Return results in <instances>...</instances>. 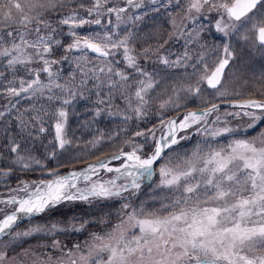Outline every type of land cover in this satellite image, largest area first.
Wrapping results in <instances>:
<instances>
[{
	"label": "snow or ice",
	"instance_id": "obj_1",
	"mask_svg": "<svg viewBox=\"0 0 264 264\" xmlns=\"http://www.w3.org/2000/svg\"><path fill=\"white\" fill-rule=\"evenodd\" d=\"M110 2L91 0L90 7L83 3L78 5L88 17L94 15L95 19L82 17L74 9L58 20L59 25L69 26L68 35L73 38L64 51L80 53L73 57V61L83 77L81 87L88 80L95 81L97 89L105 86V83L110 90L119 86L136 118L143 119L149 104L146 96L158 81L139 66L138 57L132 54L133 49L129 45L132 33L114 40L109 31L86 35L76 31L85 25H101L100 17L112 14L119 27L124 19L122 14L128 9L108 7ZM125 2L134 8L144 4V0ZM150 2L157 4L159 0ZM176 4L179 5L180 0H176ZM62 7L64 0H0V62L12 74L9 79L4 71H0V81H7L2 94L9 98L23 96L29 100L42 97L48 101L62 99L63 105L70 104L78 94L83 96L82 92L74 90L75 85L71 82L60 83V73L54 72L52 67L61 62L53 58V50L54 46L61 47L62 42L56 37L57 27L47 17ZM183 10L192 23L202 16L215 13L214 29L222 34L225 42L215 46L219 55L212 60L211 65L203 53L199 55L190 65L193 72L177 82V87L171 90L172 94L160 101L159 110L163 112L169 107H181V92L185 98L199 97L207 106L166 121L161 118L160 125L164 132L159 138L153 129L136 131L134 136L144 137V143L126 141L131 150L120 149L118 154L108 160H99L83 170L67 174L48 170L47 175L51 179L32 182L22 180L11 191L23 192L24 196L10 195L7 199H0V205L12 207L11 212L0 218V245L3 249L36 233L54 235L57 231H85L89 224L87 220L81 221L78 226L71 223L69 228L53 224L49 228L34 225L24 231L14 229L25 217L45 213L63 203L91 204L95 200H127L136 197L142 184L151 180L158 171L159 183L155 188L163 194L153 199L159 200L160 207L150 209L146 203L136 207L123 203L121 212L124 215L119 221L110 230L90 233V240L84 247L75 244L67 248L61 245V241L54 240L53 249L63 254L57 264H264V92H261L260 98L231 99L239 93H230L225 79V70L236 56L227 42L233 34L240 35L264 54V0H187ZM108 23H111L110 19ZM180 36L191 37V33L181 32ZM199 36L200 32L196 31L193 39L198 41ZM121 50L126 66L144 77L136 80L135 107H132V98L126 95L130 87L129 75L116 69L114 61L110 59ZM149 51L145 49V56ZM89 52L102 58L103 66L89 68ZM62 59L67 61L69 57L64 55ZM189 60L191 56L187 51L175 60L159 58L161 64L177 68L189 67ZM33 64L40 67H31ZM20 70L29 78L18 77L16 73ZM41 73L47 75V83L41 80ZM75 75L73 72L72 81ZM113 77H118V80ZM261 79L264 80V75ZM53 89H59L67 98L56 95ZM206 92L218 102L205 100ZM98 102L104 101L101 99ZM16 103L19 101L12 104L13 108ZM225 103L236 111H221ZM7 111L10 112L11 108ZM25 112L29 114L28 119L24 118ZM25 112H20L16 117L21 132L30 126L36 127L34 122H39L40 133L47 132L43 119L51 115L55 118L54 147L65 150L66 146L73 144L66 134L69 114L64 107L49 114L43 105L37 107L33 104ZM33 112L35 115H31ZM100 114L101 110L97 109L96 116ZM4 116L5 112L0 111V119ZM228 117H246V129L230 126ZM124 119L132 117L125 115ZM194 126H198L196 131L199 134L211 138V142L206 139L198 143L190 155L176 153L173 146L191 138L179 134ZM249 131L253 134L247 135ZM28 134L31 135V132ZM218 137L231 139L227 144H219L216 142ZM149 139L153 143L150 151L145 152V144ZM91 143L95 147L99 141ZM8 152L15 154L14 158L7 168H0V175L9 176L17 168L20 171H32L33 165L46 169V165L27 149H22L15 138L10 141ZM55 157V151L49 152L48 158ZM0 158H3L2 153ZM113 161L121 163L111 166ZM101 170L115 175L107 180H94L93 176L99 175ZM129 208L131 211L125 213L124 210ZM0 212H4V208H0ZM100 223L106 221L101 220ZM6 236L10 237L8 243L3 240ZM7 259V252L0 250V264H5Z\"/></svg>",
	"mask_w": 264,
	"mask_h": 264
},
{
	"label": "rangeland",
	"instance_id": "obj_2",
	"mask_svg": "<svg viewBox=\"0 0 264 264\" xmlns=\"http://www.w3.org/2000/svg\"><path fill=\"white\" fill-rule=\"evenodd\" d=\"M86 2H87L86 6L90 7L91 6V0H88ZM165 5H167V6H165ZM186 5H187V0H180L179 5L176 4V0H171L170 4L168 3V0H159V2L157 4H152L150 2V0H144V4L140 8H134V7L127 6L125 0H111V2L107 5L108 7H111V6L127 7V9H128L127 12L122 14L124 19H123V21H121L119 23V27L116 26L117 20H116L115 15L112 14L111 16H108V15L101 16L100 17V19L102 21L101 25H94V24L93 25H85L83 28L76 29V31L81 35H86V34L93 33V32L103 33L104 31H109L112 33L114 40L117 38H123L128 33H132V37L129 40V45L133 49L132 54L136 55L138 57L139 66L141 68H143L145 71L151 73L153 78L156 81H158V83L156 84V87L150 91V93H151L153 90H155L157 88L158 84H160L161 82L163 84V81L161 79H159L160 77H158L159 76L158 73H164L168 70H174V69L178 70L179 69V70H181L180 71L181 73L177 74V76H178L177 81H180L185 75L191 74L193 72V69L190 65L198 59V57L201 53H203L205 55V57L208 55H213L214 57H216L217 55H219V52L217 51V48L215 46H219L225 42V39L223 38L222 34L217 33L214 29V23H215V17H216L215 13H212V14L206 15V16H202V17L196 19L195 23H192L188 19L186 13L183 10L186 7ZM74 8H76V7L74 6ZM154 9H159V11H155ZM73 10L74 9L69 8V9L61 11V12H55V13H53V16L49 19L52 21L53 25L55 27H57L56 37L58 39H60L62 42L61 47H55L54 46V50H53V58L60 60L61 62L59 64L53 65L52 67H53L54 72L60 73V83H64L66 81L71 82L73 85H75L74 90L77 93L82 92L83 96L78 94L76 96V98L73 99L72 102L68 105H63L62 99L57 100V101H48L46 99V97H42L39 100H36L35 98L29 100V99H25L23 96L18 97V98H9L5 94H2L3 88L7 85V81L4 80V83L0 84V89H1L0 90V111L5 112V116H7L9 114V111H7V109H9V107H12V104L15 103L16 100H18L19 103L15 104V106H17V107H18V105H25V108L29 109V108H31V106L33 104H35L37 107H40L41 105H43L44 110L47 111L49 114H51L53 111L59 109L60 107H64L68 111V114H69L67 127H66V134L67 135H68V128H69V124H70L69 120L73 116H74V118L78 119V125L81 124L80 126H84V125L87 126V121L92 122V124H93V121L96 119L99 120L100 122H101V119H105L108 122L107 118L114 119L112 117H119L118 119H121V120L123 119L125 121V119H124V116H125L124 108H122L120 111H114V110H112V109H114L112 103L111 104H105V102L108 101V98H111V95H112V90H110L107 87L106 83H105V86H102L99 89H97L95 87L96 82L93 80H88L83 87L80 86V81L83 77L81 76L80 72L76 69L75 62L73 61V57L80 55V53L75 52V51L71 52V53H66L64 51V48L68 44L72 43L73 38L70 35H68L69 26L58 24V20L60 18L67 16ZM75 10L78 11L80 16H82V17H85L88 19H95L96 18L94 15L92 17H88L83 9L77 8ZM129 17H131V19H129ZM136 17H139V19H136ZM109 19L111 20L110 24L108 23ZM145 21H148V23H147L148 26L153 25V23H155L156 25H159V29H164L166 31V33H167L166 38L163 40V42L161 44H158L157 40L152 44V42L155 40V36L154 37L151 36V38L146 37V34H144V31L146 30V28L143 25V24H145ZM173 21H175V27L173 26ZM142 25H143V27H142ZM193 29L200 32V36H199L198 41L193 39L196 37V31H193ZM168 31H169V36H168ZM181 32L191 33V37H187V36L181 37L180 36ZM149 33H150V31H147V34H149ZM234 36L237 39H239L241 42H246V41L243 40L240 35H236V34H233L232 36H230L228 38L227 42L230 43V46L232 47V49H234L236 56H237V54H238L237 50H235V48L233 46V40H234L233 37ZM67 41H69V43H67ZM138 45H141L142 47H140ZM202 45H203V47H202ZM250 46L256 52L259 50L258 48L253 47L251 44H250ZM145 49H150V51L147 53V56H145ZM185 51H187L188 54L191 56V60L187 61V63L189 64V67H187V68L167 67V66H165L159 62L160 57H167L170 61L175 60L178 57H182ZM64 55H68L69 59L67 61L62 59V57ZM88 56L90 59V63L88 64L89 68L97 67V66H103L102 65V58L96 57L90 53H88ZM236 56L234 59L236 65L234 68L233 67L230 68L229 73H228L229 76L227 75V79H226L227 87H228V90L230 93H233V91L237 90V89L241 90V87L246 86L244 83L241 84V82L236 81L235 78L233 79V77H232L234 72L237 74V71L239 70V67L241 65L239 58L238 57L236 58ZM263 56H264V54H263ZM110 59H112L114 61V67L116 69L123 70L129 75L128 84L130 85V87L127 89V91H133L132 95L130 96L132 98V102H133L135 100L134 91L136 89L135 85H137L136 80L144 79V77L135 73V71L133 69L128 68L126 66V61L123 59V56H122V50H121V52L117 53V55L115 57H111ZM33 66L35 68L40 67V65H38V64H33ZM240 70L239 71H240L241 76L247 75L250 77V81H249L250 85L249 86L252 89H255L256 81L261 80V78L257 75L256 70H260L264 73V62H260L257 65H247V66L241 65ZM73 72H75V74H76L74 81L71 80V75ZM238 74H239V72H238ZM6 75H8L9 79L12 78V74L8 73ZM16 75L18 77H24L25 79L29 78L26 75V73H23V72H17ZM89 75H91V73H89ZM113 79L118 80V77H113ZM41 80L44 81L45 83H47L48 82L47 75L44 73H41ZM167 86H168V88L171 87L170 84H168ZM256 86L260 87V85H256ZM53 91L56 93V95L61 96L62 98H67L63 93L60 92L59 89H53ZM97 92H99V95H97ZM232 97H234V96H232ZM232 97H230V98H232ZM79 99H87L85 102L86 107L84 108V110L81 109L79 106H77L75 109H68L69 105H71L73 102H75L76 100H79ZM101 99L104 101L103 103L98 102ZM10 100H11V103H10ZM124 104H126L128 106V101L122 95V99H121V102L119 103V105H124ZM170 108L171 107H169V109ZM97 109L101 110V114L99 116H96V110ZM129 109H131V108H129ZM169 109H167L163 112H161L158 109V110L150 112V113L145 110L147 112V114L144 117V119H146V118L149 119V122L147 124L150 126L148 128L153 129L155 131L157 138L162 133V130L160 129L161 128L160 120H161V118H163L165 121L168 119V116L166 113L168 112ZM70 110H72V111H70ZM225 110L236 111V109H231V108H222L221 109V111H225ZM109 113H114V114L110 115ZM152 113H154L156 115V116L152 115L155 117L156 122H153L150 120L149 116ZM26 114L29 115L27 112H26ZM31 114L35 115L34 112ZM41 115H43V113H41ZM49 116H51V115H49ZM49 116H44L43 124H44V127L46 129L50 128V132H51L50 140H52V139H54L53 138L54 137L53 125L55 123V118L54 117L51 118V119H53L51 121L52 125H51V127H47L45 122L48 120V118H50ZM209 119L211 120L212 118L210 117ZM228 119L230 121V126H232V127L240 128L241 130L246 129V127H247L248 120L246 117L234 118L235 120L237 119V122H235V124H234L232 117H228ZM37 124L39 126V122H37ZM236 124H238L239 126H237ZM111 127H113V126H111ZM196 127H198V126H194L193 128H196ZM104 128H105V126L102 125L101 130H104ZM148 128H146V130ZM193 128L188 129L186 132H182L179 135H181V136L186 135V136L190 137L191 130ZM39 134L42 135L44 133L39 132ZM100 137L101 136H97V135H96V138L93 137L95 140L92 139V141H90V144H92L91 142H93V141H99L98 138H100ZM132 138H133L132 140H134L136 143H137V141H139L141 144H143L144 140H145L144 137H136L135 136ZM203 139L204 140H206V139L211 140V138H206L205 136H203ZM128 140L129 139L125 140L123 142V144H126V141H128ZM187 140L188 139L181 140L178 145H175L174 149H176V151H175L176 153H179L177 151V149H179L180 145H182L181 143H184V142L186 143ZM139 142H138V144H139ZM151 142H153V141L149 139L147 144H149ZM72 145H74V143ZM126 145H128V144H126ZM67 147H69V146H66L65 150H59L58 147H56V149H57V151H60V153H62V152L68 153V152H70V149ZM88 149H89L88 151H91L93 149V147H89ZM187 154L190 155L191 152L188 153V151H187ZM182 155H184V154H182ZM72 160L73 161L70 164L81 162V161L79 162L78 160H75V159H72ZM86 163H89V162H86ZM7 167H8V164L0 162V168H7ZM33 168H34V170H32V171H25L27 177H20L19 178V174H14V173H12L9 176L0 175V184L2 186L9 187L7 189V192L6 191L5 192L10 194V195L12 194V195H17V196H24L25 194L23 192L17 193V192L11 191L12 189H15L20 184V182L22 180L32 182V181H39L41 178H44V179L51 178L50 176L47 175V171L50 170L47 167H46V169H41L39 166L33 165ZM73 169H76V168H73ZM35 170H36V172H34ZM10 178H16L17 180H15V183H6V181L9 180ZM96 178L102 179V177H96ZM93 179H95V177H93ZM147 182L151 183L155 187V185L157 183H159L158 171H157V174L155 176H153L151 178V180H147ZM81 184L83 185V183H81ZM157 190L161 191L160 189H157ZM125 196L127 197L128 194H125ZM133 198H136V197H130L127 200L120 199L116 203L115 207H117V208H116V210H114V212L119 217V219L124 215V213L121 212V205L123 203H126V202L129 203ZM143 200H144V198H143ZM132 207H134V206L132 205ZM0 208H4V212H0V218H3V216L6 213H9L12 211L11 206L0 205ZM125 211L126 210H124V212ZM129 211H131V208L128 209V212ZM48 216H49V218H48ZM48 216L46 214V216H43L42 218H40L38 220L29 219V220H26L24 222H21L15 227L14 231H24V230H27L28 228H30L34 225H40L42 227L49 228L54 223L57 224L59 227L69 228L70 224L75 222L74 217H70L66 222H64V221H62V220H60L54 216H51V214ZM119 219H117L113 224L117 223L119 221ZM101 220L106 221V223H100ZM92 222L94 223V227L92 230H85L82 232H73V231L60 232V231H57L54 235H50L46 232L36 233V234H33L32 236L24 237L18 241H15L7 249H3L2 245H0V250L8 252L11 247H13L15 245L22 244L26 240H29V239L31 240V238H33V237H42L43 239L47 240L46 243L41 242V244L44 246V248L46 247L45 249L47 251H42L40 249L38 251L40 254H42V252L45 253L46 255L51 254V252L49 250L53 249V247H52L53 241L59 240V241H61V245H62L63 244L62 241H66L65 240L66 238L73 240L72 241L73 246L75 244H80L81 247H84L86 242H88L90 240V233H92V232L102 233L103 231L110 230L112 225H113V224H111V227H110V223L107 222L106 217H101L100 219L93 220ZM79 223H77V226L79 225ZM84 236H86V237H84ZM61 238H63V240H61ZM3 240H4V243H8V241L10 240V237L6 236L3 238ZM52 251H53L54 256L52 255V258L49 260L43 259L42 255H41V257L35 259L34 261L28 259L27 257H26V259L22 260V259H19L17 257H15L14 259H10L8 256V259L5 262V264H28L26 261H32L33 263L37 262L38 264L39 263L40 264H57L58 259L63 258V254L61 252L55 250V249H53ZM38 252L33 253V254H38ZM33 259H34V257H33ZM29 264H31V263L29 262Z\"/></svg>",
	"mask_w": 264,
	"mask_h": 264
},
{
	"label": "trees",
	"instance_id": "obj_3",
	"mask_svg": "<svg viewBox=\"0 0 264 264\" xmlns=\"http://www.w3.org/2000/svg\"><path fill=\"white\" fill-rule=\"evenodd\" d=\"M86 1H88V0H64V7L58 9L57 12L67 10L69 8L77 9L78 5L81 3L86 5V3H87ZM74 6L76 8H74ZM52 16H53V14L48 16L47 18L50 19ZM148 21H145V24H143V25L147 31H150L149 34H146V37L151 38V36L154 37L157 30H159V25H156L155 23H153V25L148 26V24H147ZM143 25H142V27H143ZM155 41H156V39L152 42V44ZM67 43H69V41H67ZM138 46L142 47L141 45H138ZM31 67H34V66L31 65ZM0 71H4L6 74H8V73L11 74L4 67L3 62H0ZM18 72L25 73L23 70H20ZM158 77H160L159 79H161L162 81L166 78V77L164 78L161 76H158ZM162 78H164V79H162ZM2 83H4V81H0V84H2ZM168 84L171 85V83L167 82V81H163V84L161 82L160 84L157 85L158 89L156 88L150 94H148V96H146V99L149 100V104L145 108V110L147 112L150 113V112L157 110L161 96L162 95L166 96L165 92H166V89L168 88V86H167ZM137 87H138V85H135V88H137ZM111 90H112L111 98H108V101L105 102V104H111L112 103L113 108H114L112 110H114V111H120L122 108H124L125 115L131 116L132 119L124 121L123 119L122 120L118 119L119 117H112L114 119L107 118L108 122L105 119H101V122H98L99 120H97L95 125H99L98 129L102 125L106 126V130L103 133L105 135H102L99 138L100 143L92 149L93 153H95L96 155L98 154L99 156H102V155L107 154V153H113V152L118 151L119 145H115L114 143L124 141L125 138L128 139V137H125V135H124V137L117 135L118 132L124 131L126 133V135L133 136L136 129L138 130V128H139L140 130H146V128H148L150 126L147 124L149 122L148 118H146V119L143 118V119L137 120L135 113H133L131 111V109H129V106H127L126 104L119 105V103L121 102V99H122V95L125 97V95L122 94L119 86H117V88H114ZM132 93H133V91H127L126 95L131 96ZM86 100L87 99L76 100L71 105H69L68 109H75L77 106H79L81 109L84 110V108L86 107L85 106ZM134 106H136L135 100L132 102V107H134ZM70 111H72V110H70ZM20 112H22V110L11 109V111L9 112V114L7 116H4L3 119H0V153L3 154V158H0V162L8 164V166H9L10 160L13 159L14 155H15V154L8 152V147H9L10 141L13 138H15L16 142L21 144L22 149H27L28 152H30V154L32 156L37 157V158H40L41 155L38 156L36 154V151L39 154L41 152L49 153L50 151H56L55 149L50 148L49 144H46L40 150L36 149L35 144L38 140L43 138L42 137L43 134L42 135L39 134V126L38 127L37 126L36 127L30 126L25 132H21L18 121L16 120V117ZM23 112H25V111H23ZM152 115L156 116L154 113H152L149 116L150 120L153 122H156L155 117ZM28 117H29V115H27L25 112L24 118L28 119ZM49 117L50 118H48V120L45 122L47 127H51V125H52L51 121L53 119H51L52 118L51 116H49ZM69 121H70V124H69V128H68V135H67L68 137L71 136V129L70 128H73L74 124L78 125V119L74 118V116L71 117ZM88 125H93V124H91L90 122L87 121V126ZM111 126H113V127H111ZM29 132H31V135L28 134ZM93 137L96 138V135H93ZM93 137H92V139H93ZM104 140L106 142H104ZM45 141H47V140L45 139ZM203 141H205L203 139V135H200L199 133H197V134L193 135L191 141L188 144H186L183 147H180L179 149H177V151L181 155L186 154L187 151H188V153H190L198 143H202ZM209 141L211 142V140H209ZM216 142L219 144H226L224 142L219 141L218 139L216 140ZM87 151H88V149L86 150L83 147H80V148H76L75 150L70 151L68 153L63 152V154H59L55 159H51V161L49 163H46V167L48 169L55 171V172H58V173L63 172L70 166L69 164L73 161L72 159H75V160L80 159ZM100 154H102V155H100ZM44 158H47V157H42V159H44ZM77 165H79V164H76V166ZM34 172H36V170ZM13 173L19 174V178L20 177H27L25 171H20L18 168L14 169ZM15 180H17V179L16 178H10L9 180L6 181V183H15ZM8 188L9 187L2 186L0 184V194H3L4 191H7ZM162 194L163 193L161 191L158 192V196L162 195ZM143 198H144V196L142 194H138V196H136V198H133L131 200L130 204H132L134 207H136L137 205H139L141 203H145ZM115 200L107 201V202H101V203L92 202L91 204H87L84 202L66 203V204L60 205V206L52 209L51 211L48 212V214H52L54 217H56V218H58L64 222H66L70 217H74V219H75L74 223L79 222L80 220H82V221L87 220V221H89V224L87 227L91 228L93 226V222H91V221L96 220L103 215L106 217H112L113 222H115L117 219H119V217L115 214L114 209L111 208V207H115V205L117 203ZM106 203L109 206H107ZM149 205H150V202L146 206L148 207ZM157 206L160 207L159 200H158ZM42 216H44V215H42ZM110 227H111V225H110ZM37 240L39 241V243H41V242L46 243V241H47V240L42 239V237H38ZM69 241L70 240H67V242H69Z\"/></svg>",
	"mask_w": 264,
	"mask_h": 264
},
{
	"label": "bare ground",
	"instance_id": "obj_4",
	"mask_svg": "<svg viewBox=\"0 0 264 264\" xmlns=\"http://www.w3.org/2000/svg\"><path fill=\"white\" fill-rule=\"evenodd\" d=\"M144 34H147V32L145 31ZM166 34L167 33L164 29L157 30V32L155 33V39L158 41L157 42L158 44H161L163 42V40L166 38ZM168 36H169V31H168ZM233 39H234L233 40V46H234L235 50H237V53H238L236 58L237 57L239 58L241 65H245V66L257 65L260 62H264V56L260 50H258L257 51L258 53H257L256 51L253 50V48H251V46L248 42H241L235 36L233 37ZM214 58L215 57L213 55H208L205 57V59L209 62L210 65H211V62ZM235 65H236L235 60H233L230 63L229 68L225 70V79H227V75L229 73L230 68H232V67L234 68ZM241 65H240V67H241ZM240 67H239V70H240ZM239 70L237 71V74L234 72L232 77H233V79L235 78L236 81L241 82V84L244 83L246 86L241 87V90H238V89L234 90L233 93H239V95L234 96L231 99H246L249 97L260 98L261 92H264V80L261 79V80L256 81V85H260V87L255 85V89H252L249 86L250 85V83H249L250 77L247 75L241 76L240 75L241 70L240 71ZM180 71L181 70H179V69L178 70L174 69V70H168L164 73H158L159 76L164 77V78L166 77L165 79L162 78V79H164L163 81H167V82L171 83V85H170L171 87L166 89V92H165L166 96L162 95L160 98V101H161V99L162 100L167 99L168 96H170L172 93V91H171L172 88L177 87V82H178L177 81V78H178L177 74L181 73ZM238 72H239V74H238ZM256 73L260 78L262 77V75H264V73L260 70H256ZM157 89H158V86H157ZM205 100L218 102V101H214V98L211 95H209L207 92L205 93ZM180 105H181V107H179V108H172L171 107L168 110V112L166 113L168 116V119L169 118H176L178 115L182 116L187 111H196V110H199V109L207 106V104L202 102L199 97L188 96L187 98H185L184 93H182V92H181ZM9 108L16 109V110L17 109L22 110V112L25 111V109H26L25 105H18V107L15 106L14 108L13 107H9ZM222 108H229V107H228L227 103H225L222 106ZM158 109H159V106L157 107V110ZM233 121L235 124V122H237V119L235 120L233 118ZM96 122H97V119L93 121V125H88V126H80V125L74 124V127L70 128L71 129V136H72L74 145H71L67 148H69L70 151H73L76 148H80V147H83L86 150L89 147H92V144H90V141H92L93 135H97V136L105 135L103 133L106 130V126H105L104 130H101L102 126H100V128H99L100 130H99L98 129L99 125H95ZM98 122H100V121H98ZM90 123L92 124V122H90ZM236 125L239 126L238 124H236ZM36 126L38 127L37 122H36ZM50 134H51L50 128H47V132H45L42 136L43 138H41L40 140H38L36 142V144H35L36 149L40 150L46 144H49L50 148H53L56 150L55 152H56V157H57L59 154H63V152L60 153V151H57L56 147H54V139L50 140V136H51ZM252 134H253V132H251V131H249L247 133V135H252ZM117 135L124 137V135H126V133L124 131H122V132H118ZM127 136H129V135H127ZM45 139L47 141H45ZM217 139L219 141L227 144L229 142V140L231 139V137H227V138L226 137H218ZM50 142H52V143H50ZM149 149H150L149 146L147 144H145V150L148 151ZM64 153H67V152H64ZM36 154L38 156L41 155V157L40 158L35 157V158L40 159L45 165H46V163H49L51 161V158H48L49 153H47V152H44V153L41 152L39 154L36 151ZM42 157H47V158L42 159ZM98 157H99V155L98 154L96 155L95 153H93V150H91V151H87L80 159H78V161L79 162L81 161L80 163H82L83 161H89L91 163L96 164V163H98ZM83 169H81V170H83ZM76 171H80V170H76ZM103 180H107V179H103ZM80 186L83 187L82 184ZM158 192L159 191L154 187V185L147 182V180H146L142 184L141 191L139 192V194H142L144 196V198H145L144 202L146 203V205H148L150 202V205L148 206V208L153 209V208H158V206H157L158 205V199H156V200L153 199V197L158 196ZM119 200L120 199L117 198L115 201L118 202ZM103 201L105 202L107 200H103ZM106 205L109 206L107 203H106ZM111 208L116 210L117 207H111ZM126 212H128V209L125 211V213ZM42 215H44V214H42ZM48 218H49V216H48ZM106 220L108 223H110V225L114 223L112 220V217H106ZM61 240H63V238H61ZM62 242H63L62 245L66 246L67 248L73 247V242H67V241H62ZM45 248L41 243H39V241L37 239L31 238V240L30 239L26 240L22 244L15 245V246L11 247L9 249V251L7 252V256H9L10 259H14L15 257H17V258L22 259V260L26 259V257H27L28 259L34 261L35 259L41 257V255H42L43 259L49 260L52 258V255L54 256L53 251H52L53 249L49 250L51 252V254H47V255L43 252H42V254H40L38 252L40 249L42 251H47ZM37 252H38V254H33V253H37ZM33 257H34V259H33ZM26 262L28 264H29V262L31 264H34L32 261H26Z\"/></svg>",
	"mask_w": 264,
	"mask_h": 264
},
{
	"label": "water",
	"instance_id": "obj_5",
	"mask_svg": "<svg viewBox=\"0 0 264 264\" xmlns=\"http://www.w3.org/2000/svg\"><path fill=\"white\" fill-rule=\"evenodd\" d=\"M93 54H95V53H93ZM95 55H97V54H95ZM106 160H108V159H106ZM26 218H28V217H25L24 219H26ZM23 220V219H22Z\"/></svg>",
	"mask_w": 264,
	"mask_h": 264
}]
</instances>
